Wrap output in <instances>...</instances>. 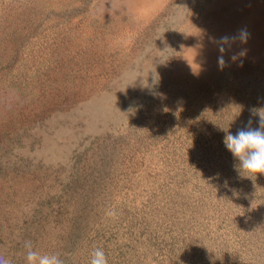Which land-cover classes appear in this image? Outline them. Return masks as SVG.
<instances>
[{
    "label": "rangeland",
    "instance_id": "1",
    "mask_svg": "<svg viewBox=\"0 0 264 264\" xmlns=\"http://www.w3.org/2000/svg\"><path fill=\"white\" fill-rule=\"evenodd\" d=\"M0 264H264V0H0Z\"/></svg>",
    "mask_w": 264,
    "mask_h": 264
}]
</instances>
